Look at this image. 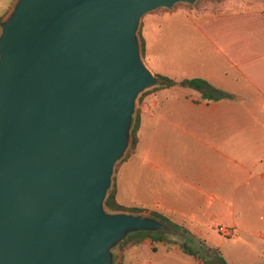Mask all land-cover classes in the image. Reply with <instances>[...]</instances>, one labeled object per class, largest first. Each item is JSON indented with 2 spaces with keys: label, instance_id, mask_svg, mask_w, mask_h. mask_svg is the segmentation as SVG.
Here are the masks:
<instances>
[{
  "label": "water",
  "instance_id": "obj_1",
  "mask_svg": "<svg viewBox=\"0 0 264 264\" xmlns=\"http://www.w3.org/2000/svg\"><path fill=\"white\" fill-rule=\"evenodd\" d=\"M197 0H14L0 20V264H118L137 232H179L110 210L136 100L158 86L142 17Z\"/></svg>",
  "mask_w": 264,
  "mask_h": 264
},
{
  "label": "crops",
  "instance_id": "obj_2",
  "mask_svg": "<svg viewBox=\"0 0 264 264\" xmlns=\"http://www.w3.org/2000/svg\"><path fill=\"white\" fill-rule=\"evenodd\" d=\"M197 1L141 19L146 64L229 96L203 100L179 85L144 91L135 149L114 172L115 199L127 211L163 213L228 264H264V0ZM13 2L0 0V16ZM219 225L235 234L224 237ZM119 262L205 264L149 237L127 244Z\"/></svg>",
  "mask_w": 264,
  "mask_h": 264
},
{
  "label": "trees",
  "instance_id": "obj_3",
  "mask_svg": "<svg viewBox=\"0 0 264 264\" xmlns=\"http://www.w3.org/2000/svg\"><path fill=\"white\" fill-rule=\"evenodd\" d=\"M202 0H198L197 2H201ZM179 4V3H177ZM156 10H165L164 8H157ZM1 18V16H0ZM140 36H141V31ZM141 50L142 53H144V41L141 36ZM159 78V85L158 87H170L173 85H179L181 87H188L193 88L200 92L201 99L203 100H218L221 98L228 97L229 95L225 93L224 91L213 87L208 81H206L203 78L199 77H191V78H181L179 80L169 78L166 76L158 75ZM144 95V93L141 95V97ZM138 117V115H137ZM137 128H138V118H136V122L134 124V127L132 128V141L131 144L127 150V153L125 157L126 159L128 156L131 155V153L134 151L136 143H137ZM120 163L116 165L115 172L117 170V167ZM115 185L113 184V187L111 188L110 192L108 193L106 199H105V207L110 210H122L125 209L124 206L117 203L115 199ZM132 210H138L137 208H132ZM151 214L163 222L170 225L173 229L179 231V232H137L133 235H131L129 238L128 244H139L145 237H149L153 242H162L169 247L174 246L177 247L179 250H181L185 254L194 255L198 258H201L205 264H228L227 261L224 259V257L215 250L209 249L206 251L199 243L196 242L195 236L189 232L186 228H184L182 225L172 221L168 216L164 215L163 213L152 211ZM195 244L198 245V247L195 246ZM118 264H121L118 262Z\"/></svg>",
  "mask_w": 264,
  "mask_h": 264
},
{
  "label": "rangeland",
  "instance_id": "obj_4",
  "mask_svg": "<svg viewBox=\"0 0 264 264\" xmlns=\"http://www.w3.org/2000/svg\"><path fill=\"white\" fill-rule=\"evenodd\" d=\"M11 6H9L10 8ZM7 12H5L6 14ZM4 14V15H5ZM4 15L1 16L0 20L4 17ZM151 15L150 14H145L142 18L143 20H146L150 17ZM138 36L140 37L141 39V36H140V32L138 31ZM142 59L143 61L146 63L145 61V52L142 53ZM157 89V86L156 87H152L151 90H149L148 92H151V91H155ZM143 97H141V95L137 98L136 100V112H139L140 110V104H141V101H142ZM119 163V162H118ZM117 163V164H118ZM116 164V165H117ZM116 165H115V168H116ZM228 227V226H227ZM231 228V227H230ZM131 236V235H130ZM130 236H127L126 238H124L122 241H120L116 246H114L112 248V254H113V260L115 259L116 262H119V259H120V255H121V252L122 250L124 249V247L129 243V240H130ZM159 246H162V245H159ZM196 247H198L197 244H195ZM149 253V252H148ZM150 254V253H149ZM151 255V254H150ZM147 256V253L144 254V257ZM156 263V262H155Z\"/></svg>",
  "mask_w": 264,
  "mask_h": 264
},
{
  "label": "built area",
  "instance_id": "obj_5",
  "mask_svg": "<svg viewBox=\"0 0 264 264\" xmlns=\"http://www.w3.org/2000/svg\"><path fill=\"white\" fill-rule=\"evenodd\" d=\"M217 230L224 237H231L235 234V230L233 228H230L224 225H219L217 227Z\"/></svg>",
  "mask_w": 264,
  "mask_h": 264
}]
</instances>
